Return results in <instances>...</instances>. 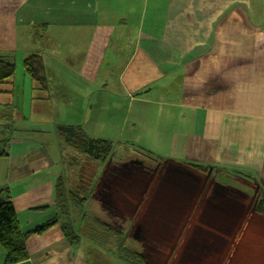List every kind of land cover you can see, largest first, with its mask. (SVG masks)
<instances>
[{"label":"crops","instance_id":"crops-1","mask_svg":"<svg viewBox=\"0 0 264 264\" xmlns=\"http://www.w3.org/2000/svg\"><path fill=\"white\" fill-rule=\"evenodd\" d=\"M30 56L41 60L45 89L24 72ZM0 58L15 69L0 84V195L22 234L58 217L60 178L68 187L90 167L70 164L56 133L73 126L112 143L92 183L111 162L114 174L128 172L114 161L122 149L210 181L205 205L203 191L181 212L168 201L163 225L184 264H233L245 244L250 264H264V218L255 212L264 198V0H0ZM246 183L258 193L252 205ZM123 230L112 231L124 244ZM106 237L120 239L72 245L56 224L25 239L18 264H96L90 251H107Z\"/></svg>","mask_w":264,"mask_h":264},{"label":"rangeland","instance_id":"rangeland-1","mask_svg":"<svg viewBox=\"0 0 264 264\" xmlns=\"http://www.w3.org/2000/svg\"><path fill=\"white\" fill-rule=\"evenodd\" d=\"M20 107L22 108L21 120H26L28 110L26 106L22 105ZM3 121L4 119L1 118V124H4ZM113 155L115 162L120 160L123 163L125 162V164L137 159L134 157L133 151L129 152L126 149L114 150ZM90 163V167L87 166L85 170L79 168L78 179L68 185L71 191L77 190L79 186L80 190L87 195L88 193L90 194L87 191L88 188L93 190L90 198L88 197L89 202L84 208V211L88 209V219L78 222L80 217L78 218L75 215V208H72V219L74 222H78V226L81 228L79 230L81 236L93 237L94 232L98 231V229L99 234L105 236L98 225L100 222L107 226L106 228L109 227L112 230L124 229L126 231L124 245L139 253L147 264H184L183 260L185 258L179 253L178 247L173 248L168 244V233L170 231L163 225L168 217V201L172 196L173 202H176L178 212H181L185 209L186 199L188 201L192 193L199 194V192L203 191L199 200L202 205H205L204 201H207V191L212 189L210 181L201 179L196 181L194 177L190 176L189 172L184 171L182 168L176 169L160 162L150 163L147 160L143 168L134 167V165H129L125 168L121 165L120 170L125 168L128 172L122 173L118 171L115 174L110 170L114 167L111 162V165L105 168V175L103 174L104 176L102 175L97 182L92 183L93 172L95 168L99 170L100 165L94 162ZM199 172L203 175L207 174L206 171ZM124 177L127 178L124 179ZM91 184H93L92 187L90 186ZM246 187L249 193L252 194L247 203L252 205L258 198L256 186L246 183ZM210 195L213 197L215 195L212 190ZM71 196H75V194H71ZM136 207H139V211H135ZM203 207L206 209L205 206ZM234 232L238 233V229H235ZM102 240L103 237H101ZM105 241L106 245L103 247L107 251L95 244L94 241H91L95 244V251L91 250L89 255L84 250V253L81 254L89 255L90 259L96 264H125L116 257L119 252L116 251L115 240L106 237ZM88 248L93 249L90 243L86 244V249ZM240 248L239 254L237 253L240 259L233 264H250L251 260L247 245H240ZM100 252L103 256H101ZM249 252L251 253L252 251ZM201 253H207L206 248ZM193 264L204 263L200 261Z\"/></svg>","mask_w":264,"mask_h":264},{"label":"trees","instance_id":"trees-1","mask_svg":"<svg viewBox=\"0 0 264 264\" xmlns=\"http://www.w3.org/2000/svg\"><path fill=\"white\" fill-rule=\"evenodd\" d=\"M23 69L25 74L32 79L39 89H45V76L43 65L38 56H30L23 61ZM14 65L12 63L3 61L0 58V84L8 81L14 75ZM56 133L65 146V149L70 152L72 165L78 162L86 161L94 162L98 165H104L112 154V143L110 141L96 140L88 137L82 129L73 126H58ZM69 164V165H70ZM82 168V166H80ZM198 171H205L199 167L192 166ZM55 201L57 202L58 217L46 222L45 224L35 228L32 232L22 234L17 226L15 212L9 200H4L0 195V246L6 255L5 264H18L27 258L24 241L31 234H42L52 226L60 224L63 234L70 244L76 245L80 242L81 234L79 233L78 222L85 221L89 216L84 211L89 200L88 195L80 190L71 191L65 186L64 179L60 178L55 185ZM75 194V196H71ZM72 208H75V215L80 219L74 222L72 219ZM255 212L258 216L264 218V198L258 200L256 203ZM63 220V222H62ZM99 227L105 236L115 234L119 235L116 244V257L125 264H147L139 253L132 251L129 246L123 244L124 238L122 231H112L111 228H106L104 224L99 222ZM95 236V237H94ZM104 237L98 231L94 232L93 237L100 239ZM102 248V246H99Z\"/></svg>","mask_w":264,"mask_h":264},{"label":"bare ground","instance_id":"bare-ground-1","mask_svg":"<svg viewBox=\"0 0 264 264\" xmlns=\"http://www.w3.org/2000/svg\"><path fill=\"white\" fill-rule=\"evenodd\" d=\"M146 161H147L146 159H144V160L143 159H137L136 162L140 163V165H134V164L133 165H134V167H144L143 163H145Z\"/></svg>","mask_w":264,"mask_h":264},{"label":"water","instance_id":"water-1","mask_svg":"<svg viewBox=\"0 0 264 264\" xmlns=\"http://www.w3.org/2000/svg\"><path fill=\"white\" fill-rule=\"evenodd\" d=\"M133 164H134V165H140V163H138V162H136V161H132V162L129 163V165H133Z\"/></svg>","mask_w":264,"mask_h":264}]
</instances>
